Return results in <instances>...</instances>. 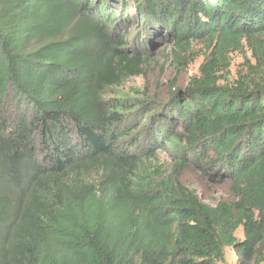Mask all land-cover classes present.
Here are the masks:
<instances>
[{
	"label": "trees",
	"instance_id": "trees-1",
	"mask_svg": "<svg viewBox=\"0 0 264 264\" xmlns=\"http://www.w3.org/2000/svg\"><path fill=\"white\" fill-rule=\"evenodd\" d=\"M159 39L181 64L204 43L199 75L169 103L161 83L107 99ZM192 165L235 200H202ZM229 247L264 264V0H0V264H225Z\"/></svg>",
	"mask_w": 264,
	"mask_h": 264
},
{
	"label": "rangeland",
	"instance_id": "rangeland-1",
	"mask_svg": "<svg viewBox=\"0 0 264 264\" xmlns=\"http://www.w3.org/2000/svg\"><path fill=\"white\" fill-rule=\"evenodd\" d=\"M156 45L149 46L148 50L143 53L146 63L143 65V74L140 76L130 77L120 83H115L106 89L105 97L117 104H121L124 99L130 95H137L142 97L144 89L149 90L150 94H159L156 84L161 83L160 99L165 103H169L171 90L173 88L184 89L193 76L199 75L200 66L205 62L209 51L206 50L204 43L196 42L193 44L191 51L186 52L185 64L178 63L173 59L171 44H161L164 39L156 41ZM231 62L230 78L236 79L239 74L247 73L249 70V63H255L251 52L244 49L240 52H232L228 56ZM248 67V68H247ZM130 131L133 135H137L134 127L138 121L133 120V117L128 120ZM133 124V125H132ZM143 135H145L143 133ZM142 135V137H143ZM127 142L132 140V136L125 139ZM144 142V141H143ZM124 144V142H123ZM139 150L140 148H133ZM158 164H165L169 170L173 160L169 153L164 149H158V157L155 161ZM180 180L185 183L190 189H193L199 197L207 203L215 204L219 200L234 201L235 196L231 190V182L217 181L206 176L202 170L196 166H189L181 173ZM239 237L243 238V232L239 231ZM237 253L234 248H226V263L236 264Z\"/></svg>",
	"mask_w": 264,
	"mask_h": 264
}]
</instances>
